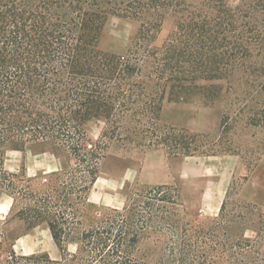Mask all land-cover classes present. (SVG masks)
<instances>
[{
	"label": "trees",
	"instance_id": "1",
	"mask_svg": "<svg viewBox=\"0 0 264 264\" xmlns=\"http://www.w3.org/2000/svg\"><path fill=\"white\" fill-rule=\"evenodd\" d=\"M113 16L138 21L122 54L99 47ZM34 146L59 168L41 180L4 168L8 150ZM153 148L261 163L264 0H0V197L60 252L19 254L0 230V264H264V209L234 199L232 183L213 217L174 184L89 201L109 150Z\"/></svg>",
	"mask_w": 264,
	"mask_h": 264
},
{
	"label": "rangeland",
	"instance_id": "2",
	"mask_svg": "<svg viewBox=\"0 0 264 264\" xmlns=\"http://www.w3.org/2000/svg\"><path fill=\"white\" fill-rule=\"evenodd\" d=\"M138 28V21L127 17H110L105 23L99 47L116 54L124 53L130 46ZM168 31L164 25L158 35L161 42ZM208 109L202 113L207 115ZM102 122L95 120L87 125L91 139L96 140ZM4 168L21 172L41 180L59 168V160L40 146L6 152ZM239 187L232 197L248 203L261 205L264 209V157L252 171L235 154L173 156L163 148L145 150L133 156H122L109 150L101 162L97 179L89 193V201L100 207L120 206L125 190L135 184H174L180 190L185 205L202 216H216L226 189L230 184ZM11 198L0 197V230H3L19 254L47 253L59 259L60 252L44 224L27 229L25 224L13 217ZM73 245H69V250Z\"/></svg>",
	"mask_w": 264,
	"mask_h": 264
}]
</instances>
